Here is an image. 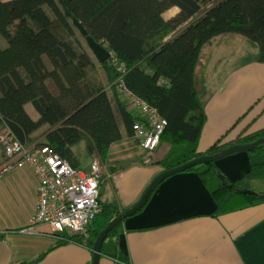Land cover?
Masks as SVG:
<instances>
[{
    "label": "trees",
    "instance_id": "16d2710c",
    "mask_svg": "<svg viewBox=\"0 0 264 264\" xmlns=\"http://www.w3.org/2000/svg\"><path fill=\"white\" fill-rule=\"evenodd\" d=\"M212 1L0 0V35L6 42L0 46V132L6 129L22 143L47 144L73 166L79 161L72 147L82 141L90 155L98 153L104 159L112 143L134 137L133 123L141 118L120 96L116 88L120 78L166 120L161 141L169 149L159 162L164 169L264 137L262 128L232 141L218 140L203 153L197 150L206 120L205 100L196 86L202 49L219 35L240 34L257 46V61L264 62V0H219L193 19ZM172 6L177 12L165 18L163 13ZM6 19L10 21L5 24ZM73 19L113 55L99 62L105 80L76 36ZM188 22L192 23L173 36ZM27 103L37 117L27 111ZM248 153L249 169L234 181L225 177L216 161L184 170L199 175L216 203L215 213L264 200V192L251 187L253 180H264V144ZM100 203L88 236L65 232L57 244L76 241L92 250L99 231L123 211L113 203Z\"/></svg>",
    "mask_w": 264,
    "mask_h": 264
},
{
    "label": "crops",
    "instance_id": "0c3cea01",
    "mask_svg": "<svg viewBox=\"0 0 264 264\" xmlns=\"http://www.w3.org/2000/svg\"><path fill=\"white\" fill-rule=\"evenodd\" d=\"M218 1L208 3L193 19ZM177 10L172 6L163 16L169 18ZM191 23L181 26L173 36ZM215 39L203 49L212 46ZM202 52L197 68L204 65ZM221 83L202 96L196 81L206 113L197 144L200 153L218 140L232 141L264 128V62L257 57L248 59L231 69ZM48 85L56 92L51 80ZM111 104L120 123L117 104L113 99ZM25 107L37 117L30 103ZM72 149L78 167H82V158H88L86 144L82 141ZM168 149L169 144L161 141L155 150L146 152L135 137L127 136L112 143L102 158L105 175L99 186L101 202L113 203L123 211L133 206L150 181L164 170L159 162ZM147 157L149 162H145ZM4 160L0 149V166ZM216 164L234 181L247 173L250 156L248 151L233 152ZM37 185L28 166L0 176V264H91V248L76 241L57 244L48 224L26 231L35 211ZM251 187L264 192V180H253ZM215 208L212 195L196 172L171 175L158 184L142 208L107 235L98 264H264V200L221 213H215Z\"/></svg>",
    "mask_w": 264,
    "mask_h": 264
},
{
    "label": "built area",
    "instance_id": "2783aa9c",
    "mask_svg": "<svg viewBox=\"0 0 264 264\" xmlns=\"http://www.w3.org/2000/svg\"><path fill=\"white\" fill-rule=\"evenodd\" d=\"M116 88L126 100L127 108L141 116L133 123L134 137L144 151L152 152L161 141L166 120L154 107L133 95L120 78ZM0 149L5 156L0 176L28 166L38 180L35 211L27 232L38 224H48L57 240L65 232L88 236L91 221L101 211L99 186L105 167L98 153L91 155L88 168L73 166L47 144L22 143L6 129L0 132ZM149 161L150 158H145V162Z\"/></svg>",
    "mask_w": 264,
    "mask_h": 264
},
{
    "label": "rangeland",
    "instance_id": "374dc122",
    "mask_svg": "<svg viewBox=\"0 0 264 264\" xmlns=\"http://www.w3.org/2000/svg\"><path fill=\"white\" fill-rule=\"evenodd\" d=\"M9 21L10 19H6L4 23L6 24ZM75 34L80 40L83 48L90 54L94 63L96 66H98V72L100 73L102 79L105 80L104 71L100 67L97 58L87 45L85 38L76 28ZM0 43H5V40L1 35ZM202 51L201 58L204 61V65L199 66L196 71V81L201 87L202 96L212 90L219 88L225 75L231 69L239 66L248 59H252L254 57L256 58L258 54V48L253 42L244 36L235 33H225V35L223 34L217 37L212 46L206 47ZM78 153H80V151H78ZM89 158L90 154L88 153L87 160H89ZM87 160L86 158H82L81 166L83 168L87 167Z\"/></svg>",
    "mask_w": 264,
    "mask_h": 264
},
{
    "label": "water",
    "instance_id": "95a60500",
    "mask_svg": "<svg viewBox=\"0 0 264 264\" xmlns=\"http://www.w3.org/2000/svg\"><path fill=\"white\" fill-rule=\"evenodd\" d=\"M65 14L67 16L70 13L65 10ZM73 25L79 30L80 34L85 38L87 45L97 58L98 62L106 61L109 56V50L96 42L90 35H88L87 31L83 28V26L76 20L73 19ZM264 144V137H259L256 140L249 142V143H234L228 145L221 149L220 151L213 153V154H202L190 161H187L183 164L175 165L169 168H165L161 172H159L148 184L145 188L144 192L142 193L139 200L130 208L118 213L117 215L113 216L108 223L101 229L95 238L93 245H92V263L91 264H98V260L102 254V244L107 237L108 233L114 229L118 224H120L126 217L134 214L137 212L142 206L147 202L149 196L154 191V189L158 186L160 182H162L165 178L174 175L176 173L182 172L193 165L205 163L208 161H217L220 158L233 153V152H241V151H250L254 149L256 146Z\"/></svg>",
    "mask_w": 264,
    "mask_h": 264
}]
</instances>
